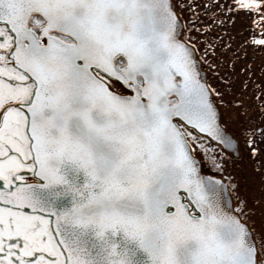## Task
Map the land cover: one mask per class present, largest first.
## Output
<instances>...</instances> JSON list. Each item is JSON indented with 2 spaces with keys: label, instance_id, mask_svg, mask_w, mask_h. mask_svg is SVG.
<instances>
[{
  "label": "snow or ice",
  "instance_id": "6c2138e0",
  "mask_svg": "<svg viewBox=\"0 0 264 264\" xmlns=\"http://www.w3.org/2000/svg\"><path fill=\"white\" fill-rule=\"evenodd\" d=\"M0 264H264V0H0Z\"/></svg>",
  "mask_w": 264,
  "mask_h": 264
},
{
  "label": "bare ground",
  "instance_id": "6f19581e",
  "mask_svg": "<svg viewBox=\"0 0 264 264\" xmlns=\"http://www.w3.org/2000/svg\"><path fill=\"white\" fill-rule=\"evenodd\" d=\"M245 23H247V21H245L243 19H238L236 22V27H235V29H233V31L235 32V31L241 30V25L245 24Z\"/></svg>",
  "mask_w": 264,
  "mask_h": 264
}]
</instances>
